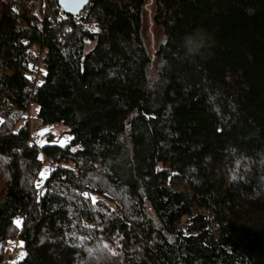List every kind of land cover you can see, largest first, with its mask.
Here are the masks:
<instances>
[{
    "label": "trees",
    "instance_id": "16d2710c",
    "mask_svg": "<svg viewBox=\"0 0 264 264\" xmlns=\"http://www.w3.org/2000/svg\"><path fill=\"white\" fill-rule=\"evenodd\" d=\"M147 1L0 0V264H264V0Z\"/></svg>",
    "mask_w": 264,
    "mask_h": 264
},
{
    "label": "rangeland",
    "instance_id": "374dc122",
    "mask_svg": "<svg viewBox=\"0 0 264 264\" xmlns=\"http://www.w3.org/2000/svg\"><path fill=\"white\" fill-rule=\"evenodd\" d=\"M40 4V10L42 13L43 10V4L45 3H41L40 1L38 2ZM37 5V3L35 4ZM153 2L152 0H148L146 7H145V14H144V33H145V38L147 41V44L149 46V49L153 52L156 50L158 44L161 42V40L163 39V35L162 32L160 30V28L154 23L153 19H152V15H153ZM94 43H89L86 47V50H90L93 47ZM35 109H32L30 112L33 115H35ZM34 119H33V123H34ZM43 129H49V132L46 133H52L54 134V136L57 138L55 143H59L61 138L64 137H71V135L69 133H67L66 131L62 130L63 127L59 126V125H42L39 127L38 132L39 134L42 132ZM62 130V131H61ZM44 133V134H46ZM41 135V134H40ZM60 136V137H58ZM43 140H41L40 142H42ZM42 169H48L46 165L43 166ZM48 174H49V169H48ZM96 197V196H95ZM97 198V197H96ZM185 221V219L183 220ZM9 241H12L13 244H9ZM5 249V254H6V260L4 262H2L1 264H5V262L7 264H12L13 261H18L20 260V256L23 252V247H20V241L18 240H9Z\"/></svg>",
    "mask_w": 264,
    "mask_h": 264
},
{
    "label": "snow or ice",
    "instance_id": "6c2138e0",
    "mask_svg": "<svg viewBox=\"0 0 264 264\" xmlns=\"http://www.w3.org/2000/svg\"><path fill=\"white\" fill-rule=\"evenodd\" d=\"M13 11H17V9H13ZM70 31V30H69ZM93 31H99V29H93ZM25 43H27V41H25ZM29 79H31V77H29ZM0 123H3V120H0ZM49 129H43L42 132L40 133L41 135H43L46 132H49ZM75 139L74 137H64L61 138L59 143L61 145V147H67L68 144L71 142V140ZM72 151H76L77 149L73 148L71 149ZM41 160L43 159V157H39ZM47 175H48V169H41L39 171V175H38V179L34 182V186L37 189L38 193L40 195H43V191H41L42 188V183L44 180L47 179ZM235 178V177H234ZM94 180H100L99 177H95ZM106 195L108 193H105ZM77 195L82 196L83 199L85 201H91L92 206H95L97 204V198L94 195H91L88 191L82 192V193H77ZM13 223L19 228L22 227L23 221L22 218H16ZM87 226V225H85ZM9 244H13L12 241H9ZM20 247H23V241L20 242L19 244ZM26 255V253H22L20 258L22 259L23 256ZM12 264H16V261H13Z\"/></svg>",
    "mask_w": 264,
    "mask_h": 264
},
{
    "label": "built area",
    "instance_id": "2783aa9c",
    "mask_svg": "<svg viewBox=\"0 0 264 264\" xmlns=\"http://www.w3.org/2000/svg\"><path fill=\"white\" fill-rule=\"evenodd\" d=\"M38 2L39 1H36L37 5L35 6L34 13L39 15V16H41L40 4ZM46 5H47V3L43 4L42 7H45ZM88 9H89V4L85 7L84 10H82L80 12V14L74 15L75 20H78V17H80L82 15H85L86 12L88 11ZM25 75H26L29 83H38L42 79L41 66L39 64L30 65V67H29L28 71L25 73ZM29 77H31V79H29ZM29 108L30 109H34L35 108V104L34 103H30L29 104ZM40 140H41V135L39 134V132L32 133L30 135V139H29V146H34ZM43 162H44V165H46L48 169H55V167H56L54 162L52 161V159H50L48 157H43ZM5 264H7V263L5 262Z\"/></svg>",
    "mask_w": 264,
    "mask_h": 264
},
{
    "label": "clouds",
    "instance_id": "9594fccd",
    "mask_svg": "<svg viewBox=\"0 0 264 264\" xmlns=\"http://www.w3.org/2000/svg\"><path fill=\"white\" fill-rule=\"evenodd\" d=\"M182 46L186 55L196 56L203 47V37L199 33L187 34L182 38Z\"/></svg>",
    "mask_w": 264,
    "mask_h": 264
},
{
    "label": "water",
    "instance_id": "95a60500",
    "mask_svg": "<svg viewBox=\"0 0 264 264\" xmlns=\"http://www.w3.org/2000/svg\"><path fill=\"white\" fill-rule=\"evenodd\" d=\"M65 13L78 15L90 3V0H57Z\"/></svg>",
    "mask_w": 264,
    "mask_h": 264
},
{
    "label": "crops",
    "instance_id": "0c3cea01",
    "mask_svg": "<svg viewBox=\"0 0 264 264\" xmlns=\"http://www.w3.org/2000/svg\"><path fill=\"white\" fill-rule=\"evenodd\" d=\"M0 120H2V119L0 118Z\"/></svg>",
    "mask_w": 264,
    "mask_h": 264
}]
</instances>
